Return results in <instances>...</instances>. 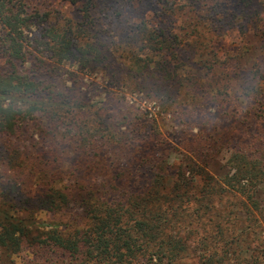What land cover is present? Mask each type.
<instances>
[{"label": "trees", "instance_id": "16d2710c", "mask_svg": "<svg viewBox=\"0 0 264 264\" xmlns=\"http://www.w3.org/2000/svg\"><path fill=\"white\" fill-rule=\"evenodd\" d=\"M55 1L0 0V53L14 66L0 71V161L24 177L6 193L34 177L36 199L22 204L72 222L42 228L5 197L0 264H264V248L247 254L264 227V0H155L161 12L103 29L97 0H63L80 21L44 7ZM32 43L41 56L23 72ZM66 62L155 98L181 126L174 141L118 89L89 105L36 77ZM28 128L49 136L26 163L13 141ZM110 171L113 182L85 179Z\"/></svg>", "mask_w": 264, "mask_h": 264}, {"label": "rangeland", "instance_id": "374dc122", "mask_svg": "<svg viewBox=\"0 0 264 264\" xmlns=\"http://www.w3.org/2000/svg\"><path fill=\"white\" fill-rule=\"evenodd\" d=\"M96 3L97 5L99 4L97 9H95V14L98 15V24L96 26L100 27L101 29H103L104 24L108 23L117 24L119 21L128 22L131 20L148 18L149 16L151 17L153 14H156L155 11L157 7L161 12V6L157 4L155 0H101V2L97 0ZM63 4V0H56L55 2L44 4V7L48 10H51V12L55 14H58V11L60 13L62 12L63 15L70 17L73 21H80L82 15L79 7L75 5H67L66 7H63ZM61 7H63V10L61 9ZM178 15L179 14L177 13L175 18L178 17ZM173 19L174 18L171 17L170 19H168V21L171 22L173 21ZM115 31H118L116 33H119V31L121 30L116 29ZM35 33L37 36L40 35V31L38 29H36ZM33 43L34 45L37 44L36 41H33ZM33 43L29 47L25 63H22V68H24L23 72H27L29 69H31L34 65L36 57L41 56L38 51L34 50ZM62 66L63 69L60 70L61 72L58 75H54L49 72V75L47 74L36 77H38V79L46 78V83H60L62 86L67 85L68 87H71L73 89L74 95H76L77 98L83 99L89 105L100 104L99 101L102 100L106 94H109L110 89H112L113 91L118 89L119 95L126 94L128 100L133 101L135 107H137L139 110L141 109V114L143 116L149 117L147 118V121H149L151 124L153 123L154 117L152 115H157L158 117L160 116L159 102L156 101L155 98L147 96L144 93H130L127 88L128 84L125 83L110 84L111 81L106 77V74L100 67H97L96 69L91 71L83 70L82 72H79L78 67L73 62L63 63ZM18 67L21 68L20 65H18ZM13 69L14 66L12 65L10 60L6 56H4V54L0 53V71L6 72L12 71ZM70 71L76 73V75L80 77L78 83H71L69 80H67L69 76H73V74L70 75ZM130 103L132 102H129V104ZM163 116H165V114H162L160 116L159 123L162 126L163 131L167 133V136L172 139L171 141H174V136L176 135L177 131L181 129V126L178 125L177 121L170 116H167V118L163 120ZM25 130L26 131L22 133V136L20 135V139H17V142H13L17 147L16 154L18 155V160L23 162L25 161L27 163L35 161L38 152H41L44 149L42 147V143H44L48 139L47 137L49 136V134L45 131H36L33 128H28ZM44 136L46 138H44ZM2 142L3 141L0 140V157H4L3 150H1V144H3ZM227 154V152H224L223 154L219 155L218 159L211 164L209 168L212 173L219 175L225 172ZM179 155L174 152L170 157V161L177 162L179 159ZM65 166H67V164ZM37 176L41 175L39 174ZM15 178H18L19 181L24 179L23 175L18 174L17 176V171L13 169L12 166L3 164L0 161V202H2L5 197H10L11 199L13 198L14 202H16L18 206L22 208V211H24L23 214H33V219L36 221L35 225L38 224L42 228L45 226H51L55 223L72 222V219L70 218L72 216L71 212L61 211L59 213H52L40 208L39 205L35 203L31 205H28L26 203L22 204V202H24L23 198L26 201L28 198L31 201H34L36 199V193L39 192L40 188L37 187V184L35 183L36 179H34V177L32 179V185L30 184L27 189L23 191L20 190V193H6L7 189H12V184L14 183V181L12 180H15ZM39 178L40 177H38V179ZM61 179V182H57V184H64L68 182L67 177ZM85 179L91 180L93 182H113L115 178L113 172L110 171L102 173L100 175H86ZM19 185H22V182H20ZM260 229L261 230L255 234L257 237L252 234V243L247 252L249 257H254V255H256V253L260 251L259 249H261V247L262 249L264 248V227L261 226ZM19 259L21 258L19 257Z\"/></svg>", "mask_w": 264, "mask_h": 264}]
</instances>
